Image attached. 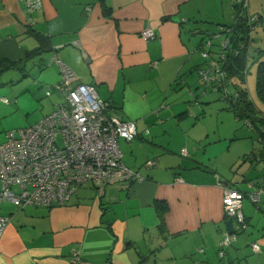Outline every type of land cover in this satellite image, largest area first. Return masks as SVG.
Wrapping results in <instances>:
<instances>
[{
  "label": "crops",
  "instance_id": "crops-1",
  "mask_svg": "<svg viewBox=\"0 0 264 264\" xmlns=\"http://www.w3.org/2000/svg\"><path fill=\"white\" fill-rule=\"evenodd\" d=\"M227 1L42 0L41 8L28 12L24 0H0V59L19 71L30 64L29 72L47 88L60 80L52 63L57 55L81 82L92 84L121 118L136 122L137 137L120 139L119 147L123 163L142 177L107 185L101 194L85 184L52 207L0 201V216L9 218L0 264H264V197L260 212H243L252 229L238 230L233 222L236 241L219 256L228 231L223 187L234 180L226 170L239 161H261L249 154L254 144L232 148L229 141L238 138L203 123L218 92L201 82V39L192 36L203 33L204 23H232L235 8ZM253 3L248 12L261 17L259 30L264 18ZM147 27L156 34L148 41L140 34ZM26 82L29 87L31 77ZM4 140L0 136V144ZM148 160L154 165L146 166Z\"/></svg>",
  "mask_w": 264,
  "mask_h": 264
},
{
  "label": "built area",
  "instance_id": "built-area-1",
  "mask_svg": "<svg viewBox=\"0 0 264 264\" xmlns=\"http://www.w3.org/2000/svg\"><path fill=\"white\" fill-rule=\"evenodd\" d=\"M24 1L28 12L42 7V0ZM231 1L237 9L234 19L245 21L249 29L248 40L251 41L261 24L260 16L249 14L248 0ZM220 28L219 33H224L225 39L219 45H214L211 39L203 41L201 56L205 64L197 68V73L206 89L221 90L227 99H231L223 66L226 53L232 51L227 34L231 30ZM140 34L147 41L156 36L150 27ZM250 41L249 47L252 48ZM52 63L59 69L60 80L45 88V95L49 96L53 89L58 93L59 102L36 123L6 132L5 140L0 144V201H9L18 208L62 205L80 187L89 183L95 185L101 194L107 185L142 178L123 163L119 147L120 139L131 142L137 137L136 122L121 118L98 96L92 84L81 82L57 55L53 56ZM1 100L6 104L10 102L6 98ZM244 123L254 128L249 121ZM181 152L185 155L186 149ZM145 165L152 166L154 161L148 160ZM175 182L180 183L182 179L177 177ZM248 188L242 191L223 187L225 219L233 218L238 230L247 227L242 202L247 198L253 204L261 203L264 178L259 183L248 182ZM8 222V217L0 216V238ZM236 238V232L222 234L219 256H223V250ZM251 247L255 252L260 251L257 243H252ZM74 258H79L77 253Z\"/></svg>",
  "mask_w": 264,
  "mask_h": 264
},
{
  "label": "rangeland",
  "instance_id": "rangeland-1",
  "mask_svg": "<svg viewBox=\"0 0 264 264\" xmlns=\"http://www.w3.org/2000/svg\"><path fill=\"white\" fill-rule=\"evenodd\" d=\"M227 2L230 3V0ZM257 2L258 5L256 6H259L260 1L257 0ZM250 4L252 6L255 3H253V0H248V11L250 10ZM261 5L262 7L259 6L257 8H261V15L262 18H264V1H262ZM249 14L254 13L249 12ZM223 20L225 21H212V23H204L201 25L203 28V34L197 32L192 36V38H195L197 41H199L201 38H205V40H207L214 35H218V37H213L210 39L214 45H219V43L225 39V34L219 33L221 29L220 27L222 24H229L226 22V20L229 19ZM256 47H264V28L259 29L254 33L252 49H255ZM213 48H217V46H214ZM45 54L47 55L44 57H48L49 53ZM196 56L199 57V60L201 59L199 52L196 54ZM259 61H264V55L256 58L255 61L250 65L245 84L249 98L253 102L255 112L257 115H259L258 118L261 115H264V101H261L256 92V71ZM29 67L30 64L25 69V71L7 68L0 72V136L4 135V139L6 132L12 129L23 128L39 121L43 116L51 112V103L53 102L57 104L60 100V98L56 95H53L52 98L45 96V86H41L40 80L38 79L37 74H35V71L33 73L29 72ZM27 75H30L28 77H31V84L29 87L26 84V80L28 79ZM26 89L29 91H26ZM19 93L20 95H18ZM1 98H6L11 103L5 104ZM211 98H215V101L212 103L213 106L209 105V109L207 110V121L203 122L205 127L211 131H213V129H218L221 135L225 134L226 136H231L235 139L238 138L237 140L231 141L228 139V141L232 143V148L235 145H242L243 143L248 142L250 145L254 144V149H250L249 151H253V153L249 154H251L250 156L256 155V157L259 159L262 144L259 141L258 128H250L244 123V120H236L234 113L226 108V100H222V97L219 93L212 95ZM219 103L223 107L217 109L220 106H217ZM217 112L221 113V117L216 120ZM258 124L260 125V122H258ZM252 163L253 162L251 161H239L236 163V165L226 170V173L234 176V180L231 182L233 188L247 191L249 190L248 182L256 183L262 179V177H264V162L257 161L254 164ZM244 170L246 172H244ZM244 176L249 178V180H247L245 183H243ZM242 203L244 214L247 215L253 211L260 212L258 211V207L260 205L253 204L247 198L244 199ZM259 218L264 220V213L261 212V214H259ZM252 225L254 224H248L247 230L249 228L252 229ZM226 249L227 248L223 250V255ZM217 262L218 264L220 263L219 260Z\"/></svg>",
  "mask_w": 264,
  "mask_h": 264
},
{
  "label": "trees",
  "instance_id": "trees-1",
  "mask_svg": "<svg viewBox=\"0 0 264 264\" xmlns=\"http://www.w3.org/2000/svg\"><path fill=\"white\" fill-rule=\"evenodd\" d=\"M236 13H237V9H235V14H234L235 16H237ZM260 23H261V19H260ZM221 27L229 28L231 30L230 33L227 34L231 42L232 51L226 53L227 58L223 65L227 73L226 74L227 80H225V82L226 85H229L228 90L231 93L229 98L231 97V99H227L221 90L219 91L211 90V91L218 92L223 99L228 101L229 104L228 108L234 113L236 120L238 121L247 120L254 127L258 128L259 141L262 144V148L260 150L259 159L258 158L256 159L264 161V116L261 115L258 118L259 115L256 114L253 102L250 100L248 91L245 87L246 76L248 74L249 67L255 61L256 58L260 57L261 55H264V49L258 47L252 49L249 47V41H250L248 40L249 29H248V25L245 23L244 20L237 21L236 18L233 20L232 23L222 24ZM204 40L205 38H201V41L199 42V45L197 47L199 49L200 54H201L202 43ZM250 42H252L253 45L254 39H251ZM204 64L205 63L199 65L198 67H201ZM14 65L15 64L7 63V61L0 59V72H2L4 69L7 68L19 70L17 66ZM256 92L259 98L261 99V101H264V61H259L257 66ZM235 94H237L236 97ZM109 106L111 107L112 110L116 112V110L110 104ZM258 122H260V125L258 124ZM158 211H159V215L162 217L164 212L166 211V206L161 205L158 208ZM245 222H246V218H245Z\"/></svg>",
  "mask_w": 264,
  "mask_h": 264
},
{
  "label": "water",
  "instance_id": "water-1",
  "mask_svg": "<svg viewBox=\"0 0 264 264\" xmlns=\"http://www.w3.org/2000/svg\"><path fill=\"white\" fill-rule=\"evenodd\" d=\"M226 228L229 232H234L233 218H228L225 221Z\"/></svg>",
  "mask_w": 264,
  "mask_h": 264
}]
</instances>
